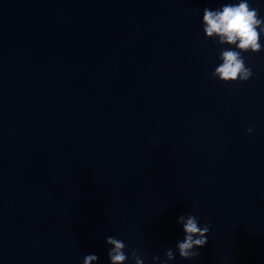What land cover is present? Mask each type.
Wrapping results in <instances>:
<instances>
[{
    "label": "clouds",
    "instance_id": "clouds-1",
    "mask_svg": "<svg viewBox=\"0 0 264 264\" xmlns=\"http://www.w3.org/2000/svg\"><path fill=\"white\" fill-rule=\"evenodd\" d=\"M203 32L206 39L215 41L220 45L218 59L221 61L210 75L223 83L246 82L253 76L252 69L246 64L243 53H260L264 51L261 37L264 36V17L260 16V10L253 7L250 0H229L215 10L205 8L202 17ZM247 132L251 134L253 128ZM177 223L182 225L184 238L175 245L181 259L192 260L198 257L202 249L207 245V235L210 226H201L199 217L194 214L181 215ZM106 244L110 247L107 256L110 264H127L129 258L133 264H144L138 249L126 252V244L115 237L106 238ZM164 259L153 255V261L160 264H168L175 259L173 249L164 252ZM98 256L88 254L83 258L82 264H95Z\"/></svg>",
    "mask_w": 264,
    "mask_h": 264
}]
</instances>
